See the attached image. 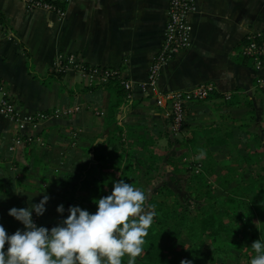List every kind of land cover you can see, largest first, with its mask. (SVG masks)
Returning <instances> with one entry per match:
<instances>
[{
  "label": "crops",
  "instance_id": "1",
  "mask_svg": "<svg viewBox=\"0 0 264 264\" xmlns=\"http://www.w3.org/2000/svg\"><path fill=\"white\" fill-rule=\"evenodd\" d=\"M58 3L61 13L28 8L23 0H0V83L25 111L78 106L70 114L42 120L38 133L44 143L32 146L15 142L14 122L0 113V224L9 235L24 228L8 214L9 209L27 208L44 195L49 200L41 226L50 229L69 215L67 209L75 205L69 199L70 191L91 161L93 145L101 137L109 113L110 91L100 83L89 87L92 84L75 68L55 70L57 55L73 53L91 65L117 67L124 79L140 83L164 37L168 0ZM189 22L190 44L163 64L159 88L185 89L199 82L211 83L213 89L203 102L217 103L213 111L219 107L221 112L233 114L230 122L252 137L253 124H245L248 119L242 117L254 108L255 119L263 128L264 93L255 84L254 70L241 53V46L250 33L264 32V0H196ZM153 99L134 85L130 97L115 108L122 143L111 138L100 143L97 151L125 150L136 155L143 148L133 134L146 131L154 139L165 135L162 108ZM209 113V105L191 104L187 111L189 126L182 128L183 134L205 129L200 126ZM205 124L207 129L213 128ZM227 126L222 125V129ZM116 160L112 153L99 160L101 170L92 171L100 178L114 176L116 168L125 163L120 159L116 165ZM60 204L65 208L62 215L57 212Z\"/></svg>",
  "mask_w": 264,
  "mask_h": 264
},
{
  "label": "trees",
  "instance_id": "2",
  "mask_svg": "<svg viewBox=\"0 0 264 264\" xmlns=\"http://www.w3.org/2000/svg\"><path fill=\"white\" fill-rule=\"evenodd\" d=\"M49 1L59 4L56 0ZM245 58L249 60L248 57L245 56ZM246 59H244V61H246ZM94 85L95 84L89 85V87H93ZM103 86L111 93L109 113L105 119V125L100 134L101 137L93 145L91 161L87 163L79 173L69 195V199L75 203L74 206H80L90 213L97 209V204L94 201L102 196L109 195L113 183L120 179L128 183L130 180V184L134 188L136 186V188L141 189L147 194L146 186L149 179L152 177L151 172L160 167L159 159L162 157L156 149L144 153L152 143L153 137L151 134H147L146 131H138V133L133 135L141 141L142 151L140 150L136 155L135 153L125 152V150L123 152L125 156L124 162L128 167L127 170L130 175H125V169L122 173L124 175L122 176L120 174V176L114 175L107 178H100L92 171L101 170L103 166L102 164H98L99 160L109 157L99 151L100 149L97 151L100 143L111 138H114L117 142L119 141L120 144L122 143V141H120L121 128L118 124L115 108L125 100L126 90L119 82V77L117 75L109 77L108 81H106ZM262 92L264 93V91ZM206 98L198 101L202 102ZM194 103L195 101L192 102V104ZM245 114L246 115L242 118H247L248 120L244 123L248 125H250V123L253 124L254 129L253 136L249 141H245V145L250 144L254 146L264 137V129L262 128V124L255 119L254 108L246 110ZM161 129L159 128L158 132L161 131ZM165 133L169 144L175 146L180 145L181 147L193 145L194 141L199 137L198 134H201V137L205 139L204 144L208 146L205 147L207 156L203 160H195L194 163L201 162L202 167L199 173L192 172L189 174V182L183 190L180 187L162 182L155 193L150 194L148 199H146V204H151L153 206L155 216L152 225L148 229V234L144 238L143 254L136 258L135 264H171L166 251L168 246L162 243V239L168 237L171 241H176L183 229H187L189 237L195 234L197 241L202 242V240L205 239L206 241L208 239L207 242L211 244V248L208 251H202L200 249L202 246L199 243H195L199 248L193 247L191 251H189L190 253H188L190 256H195L200 253V256L198 255L196 257L195 264H199V260L206 259V257H208L210 262H215L218 258L225 256L226 252H229L232 247V240L234 239L229 232L231 228L227 224L226 217L228 218V215L225 216L228 210L221 206L216 208L212 203L209 204L208 207H205L202 205L201 201H199L198 198L200 195L205 193L211 194V192H213L209 188L202 192L200 181L204 180V176L207 175L206 173L217 172V174H219V170L225 167L226 169L228 168V165L220 163L213 157L212 150L209 148L210 145L218 144L231 154L232 146H238L240 138L234 137L232 130L226 129L225 131H220L219 128L203 129L202 131L191 130L181 139L175 137V134L169 133V131L165 130ZM255 153L256 152L246 153L244 147H239L237 155L233 154V156L236 161L240 159L250 161L255 160ZM172 158L174 157H167V162H169V164H171L170 161ZM173 165L175 170H180L175 162ZM94 166H96L95 169H93ZM260 169L262 171L258 175L252 176L247 185L241 184L238 180L236 181L233 179L231 174L218 179L220 187H222L224 192L226 191L225 199L227 202H236L238 200V202L242 203L247 201L250 209H252L250 217L254 218L255 224L250 236L247 238L250 245L253 241L260 238L264 241V218L258 217V215L264 214V163L261 164ZM192 181H194V184L190 185ZM247 222H250L249 218ZM180 240L184 241L185 239ZM128 259L129 257L126 255L122 258V262L127 264Z\"/></svg>",
  "mask_w": 264,
  "mask_h": 264
},
{
  "label": "clouds",
  "instance_id": "3",
  "mask_svg": "<svg viewBox=\"0 0 264 264\" xmlns=\"http://www.w3.org/2000/svg\"><path fill=\"white\" fill-rule=\"evenodd\" d=\"M206 156L201 149L195 159ZM146 199L144 191L120 179L113 183L109 195L94 201L95 213L69 206V215L50 229L38 226L33 219V210L37 216L46 212L48 195L27 208L12 207L8 214L24 228L9 235L0 224V264H122L126 255L127 264H135L143 254L144 238L155 216ZM57 212H65L63 204L57 206ZM251 248L256 255L250 264H264V241H253ZM180 264L192 261L184 259Z\"/></svg>",
  "mask_w": 264,
  "mask_h": 264
},
{
  "label": "built area",
  "instance_id": "4",
  "mask_svg": "<svg viewBox=\"0 0 264 264\" xmlns=\"http://www.w3.org/2000/svg\"><path fill=\"white\" fill-rule=\"evenodd\" d=\"M23 1L28 8L43 7L56 10L59 13L63 11L57 3L49 0ZM56 1L58 2V0ZM195 6L196 0H168L163 40L152 58L145 80L140 83L124 79L117 67L91 65L78 60L73 53L58 54L53 63V68L62 72L68 68H75L88 81V84H104L109 77L117 75L119 82L126 90V99L130 97L134 85H137L144 95H152L155 104L162 108L165 119L163 131L177 133L187 123V111L192 102L206 98L213 89L212 84L208 82H199L185 89L170 90L160 89L157 83L163 64L173 54L190 44L189 15ZM241 53L249 58L254 70L255 84L261 91H264V32L258 31L247 35L246 42L241 46ZM77 109L78 106L72 105L56 106L48 110H22L5 86L0 83V113L14 122L16 143L24 142L28 146L43 144V137L38 133L41 121L52 116L70 114ZM33 219L38 226H41V216H37L34 210Z\"/></svg>",
  "mask_w": 264,
  "mask_h": 264
},
{
  "label": "rangeland",
  "instance_id": "5",
  "mask_svg": "<svg viewBox=\"0 0 264 264\" xmlns=\"http://www.w3.org/2000/svg\"><path fill=\"white\" fill-rule=\"evenodd\" d=\"M202 102L195 101V103L193 104L195 107H200L202 104H207L210 107V113L204 117L205 120L200 126L201 129L203 127L207 129L208 125L205 124L207 123L213 126V128L216 126H220L221 128H219V130L225 131V128L222 129V125L227 124V130H232L233 136L239 137L240 142L238 146H232L231 154L220 145L218 146V148H215L214 145H210L209 147L212 150L213 157L217 159L220 163L228 165V168L226 169L225 167L224 169L219 170V174H217V172L206 173L207 175L204 176V180L200 181V185L202 186V192L208 188L211 189L213 192H211V194L205 193L203 195H200L198 199L205 207H208V205L212 203L213 206H215L216 208H219L221 206L228 210V212L225 213V216L228 215V218L226 217L227 224L231 228L229 232L234 240H232V247L230 248L229 252H226L227 255L225 254V256L218 258L215 262H210L208 257H206V259L199 260V264H250L251 259L256 255L254 250L251 248L249 241H247V238L250 236L253 226L255 224L254 218L250 217V212L252 211V209H250L247 201H244L242 203L238 202V200L236 202H227V200L225 199L226 191L224 192L222 187H220L218 179L223 178L228 174H231L233 179H235L236 181L238 180V182H240L241 184H249V179L252 176L258 175L262 171L260 169V166L262 163H264V137H262V140L260 142H257L254 146L250 144L245 145V141H249L251 139V135H245L243 132L240 131L237 123L233 121L230 122V118H235L233 114H227L226 111L221 112V109L219 107H216L218 109L217 111H213L211 108H215L217 103H211L208 100H206L207 103ZM218 106L221 107V102H218ZM188 120L189 117L187 118V121ZM185 126L188 127L189 125L187 126V124H184V127ZM182 131L183 129H181L177 133H174L175 137L181 139L185 135ZM198 136L200 137V139L199 137H197L193 145H190L188 147H181L180 145L175 146L169 144L167 135H161L159 139L153 138L152 143L150 145L148 143L149 150L146 149V153L149 152L151 149L153 150L155 148L157 150L158 148V152L162 156L165 155V157H161L159 159L160 167L151 172L152 177L149 179V182L146 186L147 199L150 194H152L153 191L156 190L162 182H166L172 186L180 187L183 190V188H185L187 183L189 182V174L192 172H200L202 164L201 162H197L195 164V157L199 154V151L201 149L205 150V147L208 146L204 144V138L201 137V134H198ZM239 147H244L246 153L256 152L254 155V157H256L255 160L245 161L243 159H240L236 161L233 154L237 155ZM123 152L124 151L115 152V150H112L111 152L104 154L105 156H109L113 153L115 158L117 159L116 165H119L120 159L125 160ZM166 155L168 157H174L170 161L171 164L167 162ZM174 162L175 164H177L180 170L174 169ZM120 166L121 167L116 168L118 170H116L115 175H124L122 173L125 169V175H130V173H128L129 171L127 170L128 167L125 163L124 165ZM129 183H131L130 180ZM193 184L194 181L190 183V185ZM258 217L264 218V214L258 215ZM248 218L250 219L249 223L247 222ZM180 239L185 240L181 241ZM207 240L205 241L204 239L202 240V242H199L196 240L195 234L189 237L187 229H183L176 241H171L170 238L165 237L162 239V243L168 246L166 251L168 253L167 255L171 261V264H180L181 260L184 259L191 260L192 264H195L196 257L198 255L200 256V253L195 256H190L188 253H190L189 251H191L193 247L199 248V246L195 243H199L202 246L200 247L202 251H208L211 248V244H209ZM122 264H125V262H122Z\"/></svg>",
  "mask_w": 264,
  "mask_h": 264
}]
</instances>
